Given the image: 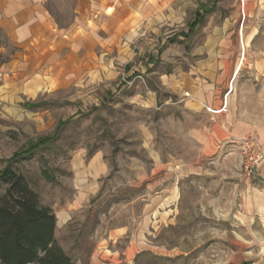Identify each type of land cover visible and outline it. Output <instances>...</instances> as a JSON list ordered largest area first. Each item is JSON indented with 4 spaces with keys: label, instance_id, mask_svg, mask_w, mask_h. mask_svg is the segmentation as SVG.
Segmentation results:
<instances>
[{
    "label": "rangeland",
    "instance_id": "1",
    "mask_svg": "<svg viewBox=\"0 0 264 264\" xmlns=\"http://www.w3.org/2000/svg\"><path fill=\"white\" fill-rule=\"evenodd\" d=\"M213 1L180 0L184 23ZM76 2L45 0L44 8L56 27L68 28ZM56 48L51 41L23 49L0 29V170L19 160L13 167L52 209L64 252L76 264H100L97 254L120 264H264V184L243 174L237 145L229 140L200 155L198 171L180 173V158L191 163L194 151L176 129L180 108L163 104L175 96L155 75L180 69V55L131 77L130 62L82 72L73 56L72 77L64 54L53 60ZM136 86L156 94V104L136 101ZM97 154L108 171L82 183L77 159L88 165ZM253 194L258 206L246 211ZM138 242L145 249L126 252Z\"/></svg>",
    "mask_w": 264,
    "mask_h": 264
},
{
    "label": "crops",
    "instance_id": "2",
    "mask_svg": "<svg viewBox=\"0 0 264 264\" xmlns=\"http://www.w3.org/2000/svg\"><path fill=\"white\" fill-rule=\"evenodd\" d=\"M44 1L0 0V29L18 47L33 52L51 41L58 44L52 58L60 62L64 54L66 76H77V68L67 66L73 56L82 72L94 66L111 71L114 64L120 71L130 62L131 77L135 71L148 73L158 60L180 55V69L155 74L159 87L175 96L163 99V104L180 108L176 129L194 151L191 163L180 158V173L198 171L200 155L215 152L232 138L254 134L264 151V0L201 2L197 7L203 10H195L185 23L180 0H76L74 23L68 28L55 26ZM133 95L150 107L158 100L146 87L136 86ZM74 168L80 181L108 171L100 154L88 165L77 159ZM247 199L245 210H255L254 194ZM133 245L134 253L145 249L138 242L126 252ZM99 258L97 254L100 264L125 261L115 255L104 262Z\"/></svg>",
    "mask_w": 264,
    "mask_h": 264
},
{
    "label": "trees",
    "instance_id": "3",
    "mask_svg": "<svg viewBox=\"0 0 264 264\" xmlns=\"http://www.w3.org/2000/svg\"><path fill=\"white\" fill-rule=\"evenodd\" d=\"M15 161L19 160L7 161L0 170V188L5 185L0 194V264H76L56 242L52 209L40 204L37 193L13 167Z\"/></svg>",
    "mask_w": 264,
    "mask_h": 264
},
{
    "label": "built area",
    "instance_id": "4",
    "mask_svg": "<svg viewBox=\"0 0 264 264\" xmlns=\"http://www.w3.org/2000/svg\"><path fill=\"white\" fill-rule=\"evenodd\" d=\"M188 96V93H184ZM225 110V108H223ZM236 144L242 156V170L246 177L252 178L257 184H264V151L254 134L230 140Z\"/></svg>",
    "mask_w": 264,
    "mask_h": 264
}]
</instances>
